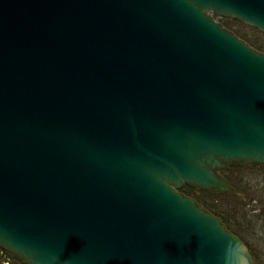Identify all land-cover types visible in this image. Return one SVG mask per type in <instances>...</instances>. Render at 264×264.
<instances>
[{"label": "water", "instance_id": "obj_1", "mask_svg": "<svg viewBox=\"0 0 264 264\" xmlns=\"http://www.w3.org/2000/svg\"><path fill=\"white\" fill-rule=\"evenodd\" d=\"M264 0H0V248L24 264H253L183 185L264 165Z\"/></svg>", "mask_w": 264, "mask_h": 264}, {"label": "rangeland", "instance_id": "obj_2", "mask_svg": "<svg viewBox=\"0 0 264 264\" xmlns=\"http://www.w3.org/2000/svg\"><path fill=\"white\" fill-rule=\"evenodd\" d=\"M248 26L245 24L241 27L250 34H254L257 40L264 43L263 32L258 29L256 30L259 32H255L250 28L252 26ZM237 166L242 168L228 173L229 177L234 178L233 182L238 183L237 188L229 184L233 189L232 192L221 193L224 194L222 197L225 200L222 198L216 203L217 205H213L218 212L223 214L224 219L230 221L239 229L245 243L242 242L251 254L253 264H264V165ZM230 167H227L224 171ZM224 171L221 172V175Z\"/></svg>", "mask_w": 264, "mask_h": 264}, {"label": "trees", "instance_id": "obj_3", "mask_svg": "<svg viewBox=\"0 0 264 264\" xmlns=\"http://www.w3.org/2000/svg\"><path fill=\"white\" fill-rule=\"evenodd\" d=\"M218 21L225 28L232 31L236 36H238L239 38H241L242 40L247 42L251 47H253L254 49H256L262 53H264V43L257 40V37L254 34H250L249 32L242 29L241 26H244L245 24H243L239 21H236L234 19H229V18L228 19L227 18H218ZM230 22H232L233 24H231ZM250 28H252L255 32H259L254 27H250ZM262 35H264V34L262 33ZM239 168H242V167L231 166L230 168H228L226 171H224L222 173V175L227 179L229 184L231 186L234 185L236 188H237L238 183L233 182L234 178L232 176L229 177L228 173H231L230 171L235 170V169H239ZM180 192H182L183 194H185L187 196L193 197L207 211H209L213 215L220 218V220L225 224L226 228L230 232L235 234L240 240H242L245 243L244 237L240 234L239 229L234 224H232L230 221H227L226 219H224L223 214L218 212V210H216V207H214V205H213V204H216L217 202H219V200H222V198H223L222 196H224V194L201 191V190H197L195 188L189 187L187 185H184L180 189ZM223 199L225 200V198H223Z\"/></svg>", "mask_w": 264, "mask_h": 264}, {"label": "flooded vegetation", "instance_id": "obj_4", "mask_svg": "<svg viewBox=\"0 0 264 264\" xmlns=\"http://www.w3.org/2000/svg\"><path fill=\"white\" fill-rule=\"evenodd\" d=\"M0 264H24L0 248Z\"/></svg>", "mask_w": 264, "mask_h": 264}, {"label": "clouds", "instance_id": "obj_5", "mask_svg": "<svg viewBox=\"0 0 264 264\" xmlns=\"http://www.w3.org/2000/svg\"><path fill=\"white\" fill-rule=\"evenodd\" d=\"M59 257L58 256H53L51 257V264H58ZM64 264H69L68 261H65Z\"/></svg>", "mask_w": 264, "mask_h": 264}]
</instances>
